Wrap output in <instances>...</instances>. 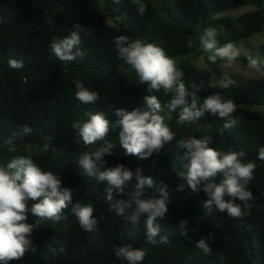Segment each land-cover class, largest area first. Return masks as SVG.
<instances>
[{"label":"trees","instance_id":"trees-1","mask_svg":"<svg viewBox=\"0 0 264 264\" xmlns=\"http://www.w3.org/2000/svg\"><path fill=\"white\" fill-rule=\"evenodd\" d=\"M143 2L147 11L140 16L132 0H121L119 4L105 0L106 13L119 18L110 25L104 16L91 10L88 0H0V164L17 156H30L43 171L58 175L62 186L71 189L73 204H90L94 217L103 216L97 231L85 232L69 205L66 219L58 223L42 220L31 237L35 250L30 249L22 259L10 264H48L53 257L60 264H126L114 253L115 246L124 244L146 250L143 264H264V160L258 159V151L264 147V77L237 81L216 67L198 69L191 60H182L177 68L183 71L189 90L198 92L201 103L211 94L233 100L237 105L233 117L239 118L238 125L224 129L225 121L209 114L180 125L179 109L169 112L165 107L162 112L176 140L210 137L209 147L222 152L243 151L244 162H255L254 179L248 185L254 197L251 211L245 210L242 218H230L214 207L205 208L207 197L202 191L193 193L187 187L177 191L176 173L184 170L186 161L180 158L183 150L176 147V140L148 159L124 155L119 146V129L114 127L115 109L145 107L144 97L149 93L145 85L141 89L126 85L123 74L131 67L118 57L113 43L114 37L125 35L130 42L141 39L155 44L172 59L197 58L205 54L199 36L208 27L216 29L221 45L231 42L237 46L264 34V0ZM248 6L256 9L238 18L223 15L227 10ZM75 24L82 28L80 48L85 56L72 62L60 61L52 53L51 42L69 35ZM249 56L264 60V45L251 55L240 53L236 61L247 64ZM10 59L23 61L24 67H9ZM213 77L218 81L228 77L235 83L227 89L213 87ZM76 79L98 93L95 103L84 104L76 99ZM151 94L162 105H167L172 96L163 90ZM89 113L104 114L110 122L107 139L115 144L113 155L104 157L107 163L98 171L118 164L132 171L139 167L143 176L153 178L156 187L168 186V215L156 221L159 236L167 235V243H160L159 236L156 244L147 242L143 226L146 217L133 225L115 215L105 200L107 181L86 175L78 166L76 156L94 152L102 143L84 145L73 127L86 121ZM24 126L31 132L16 136L8 145L9 137ZM10 147L15 151H9ZM135 184V179L127 182L123 193L115 198L130 197ZM155 192V187L146 188L144 196L150 198ZM36 219L29 213L27 222L34 223ZM181 221L188 222L187 229L195 230L188 233L191 241L180 235ZM209 233L214 239L208 241L211 254H205L195 242Z\"/></svg>","mask_w":264,"mask_h":264},{"label":"clouds","instance_id":"clouds-1","mask_svg":"<svg viewBox=\"0 0 264 264\" xmlns=\"http://www.w3.org/2000/svg\"><path fill=\"white\" fill-rule=\"evenodd\" d=\"M119 4L121 0H113ZM136 11L143 16L147 5L143 0H132ZM82 28L79 24L73 25L70 34L63 38H54L51 50L54 56L63 62H72L83 58L85 52L80 48ZM203 48L211 53L208 60L216 63L217 59L224 61L225 68H231L240 56L236 46L227 42L223 45L217 39L215 28L204 29L199 36ZM118 57L134 70L138 83L146 86L149 95L144 97L145 107H137L132 111L115 109L116 121L114 127L119 129V146L124 150L125 156H135L141 160L153 157L160 153L166 144L176 140L175 133L165 123L162 112L166 107L169 112L179 109L177 124L194 123L209 114L225 121L223 128L232 129L238 125L239 118L233 113L237 105L233 100H223L219 94H211L203 99L197 91H190L189 85L184 82L183 71L176 66L174 59L166 55L165 51L153 43L141 39L129 41L128 36L119 35L113 38ZM191 47V43H189ZM9 67L22 69L23 61L10 59ZM247 67L264 77V60L249 56ZM76 88V99L84 104H93L98 99V93L86 88L82 81H73ZM235 83L225 77L219 81V87L227 89ZM215 87L216 85H212ZM172 94L167 105H162L153 92ZM88 119L83 123L77 122L74 128L78 130L84 145L100 146L94 152H83L75 157L78 166L88 176H95L98 181H107L104 189L105 200L115 215L125 217L137 225L142 217L147 242L157 243L160 227L158 219H164L169 212V194L167 185L156 187L152 177L142 175V169L130 170L124 164L108 167L98 171L107 161L105 156L113 155L115 144L107 139L110 131V122L103 113H89ZM31 128L24 126L22 131L9 137L7 143L12 145L16 136L29 134ZM209 139H197L195 136L176 140V147L183 150L180 157L186 163L183 169L176 173L178 180L177 191L186 187L193 193L203 192L207 199L205 208L213 207L226 213L230 218H242L245 210L251 211L254 200L253 193L248 185L254 179L256 164L254 161L244 162L243 151H218L209 147ZM9 151H15L10 147ZM258 159L264 160V147L258 151ZM155 166V161H153ZM136 180L135 192L126 199H117L123 193L127 182ZM156 188L150 198H145L146 188ZM31 202V203H30ZM72 205V213L76 216L81 229L85 232H95L103 216H93L94 208L90 204L77 201L73 204L72 191L62 186L61 178L51 171H43L30 156H17L0 164V264H10L13 260H20L32 248L31 239L35 230L40 227L42 220L55 223L66 219L65 210ZM37 219L28 223V214ZM187 221L179 225L180 235L191 241L187 229ZM214 239L209 233L195 242V246L205 254H211L209 240ZM160 243H167L168 236H159ZM115 256L126 264H143L146 250L133 248L129 244L114 247Z\"/></svg>","mask_w":264,"mask_h":264},{"label":"rangeland","instance_id":"rangeland-1","mask_svg":"<svg viewBox=\"0 0 264 264\" xmlns=\"http://www.w3.org/2000/svg\"><path fill=\"white\" fill-rule=\"evenodd\" d=\"M90 3L91 10L95 12L98 15H102L105 17V21L110 24L114 25L115 19L119 20L117 17H112L108 15L105 11V0H88ZM256 7L248 6L242 9H230L224 12V16H231V17H240L245 13H248L250 11H254ZM264 45V34L262 35H254L251 39H249L248 42L241 43L236 46V48L239 50L240 53H243L244 55H251L253 52H257L258 47ZM211 55V53L207 52L205 50V54L198 56L197 58H190V57H180V58H173L176 62V66L178 67L182 60H191L193 64L198 69H206V68H212L216 67L226 73L232 74L237 81H244L249 79H260L262 78L257 73H255L253 70L249 69L247 67V64H244L242 62L235 61L233 66L231 68H225L224 61H221L217 59L216 63H211L208 60V56ZM124 81L126 85L131 89H141L142 85L138 83V77L136 76L133 69L129 68L127 69L123 74ZM211 85L219 86V81L216 77H213L210 81ZM48 264H60L58 262L57 257H53L50 259Z\"/></svg>","mask_w":264,"mask_h":264},{"label":"water","instance_id":"water-1","mask_svg":"<svg viewBox=\"0 0 264 264\" xmlns=\"http://www.w3.org/2000/svg\"><path fill=\"white\" fill-rule=\"evenodd\" d=\"M44 142V135L43 137L41 138L40 142H39V146L41 147L42 146V143Z\"/></svg>","mask_w":264,"mask_h":264}]
</instances>
